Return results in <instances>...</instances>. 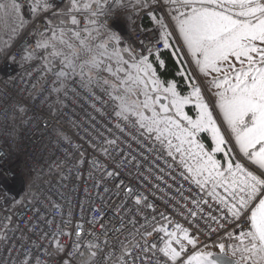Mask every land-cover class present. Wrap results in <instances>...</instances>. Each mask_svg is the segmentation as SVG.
<instances>
[{
    "label": "built area",
    "instance_id": "2783aa9c",
    "mask_svg": "<svg viewBox=\"0 0 264 264\" xmlns=\"http://www.w3.org/2000/svg\"><path fill=\"white\" fill-rule=\"evenodd\" d=\"M65 1L45 9L46 0H13L25 29L8 51L0 45V264H149V258L150 264H193L194 253L229 231L242 245L259 199L243 219L233 216L225 185L202 191L139 123L119 112L107 83L65 80L46 70L40 57L25 60ZM125 1L104 0L100 9H75L72 16L80 29L89 21L98 29L118 28L119 46L134 58L161 50L159 31L142 27L141 17L157 12L169 21V12L183 8L172 0L128 8L127 28L126 12L118 8ZM19 100L30 107L23 118L12 115ZM39 177L22 203L26 180ZM133 223L151 235H129ZM227 247L237 253L232 242ZM172 249L180 251L175 259H169Z\"/></svg>",
    "mask_w": 264,
    "mask_h": 264
},
{
    "label": "snow or ice",
    "instance_id": "6c2138e0",
    "mask_svg": "<svg viewBox=\"0 0 264 264\" xmlns=\"http://www.w3.org/2000/svg\"><path fill=\"white\" fill-rule=\"evenodd\" d=\"M172 2L177 4L178 9H187V12L177 10L174 17L175 29L182 38L183 44L194 56L198 55L196 63L200 65V72L219 74L214 76L210 82L211 86L216 89V98L212 109L207 103L201 102L198 105V115L195 119L190 115L182 117V121L186 122L183 127L180 121L170 116H161L159 113H155V109H152L154 112L152 118H145L142 111H133L127 107H125V111H132L133 115L139 116L144 121L141 127L148 131H155L159 133V136L168 132L179 140L180 144L175 146V151L182 156L187 151L188 156L197 161V167H189V172H195L197 175L206 173V179L225 185V191L233 201L228 209L233 216L243 219L244 216H247L245 209H248L255 199H259V203L251 209V214L248 217L252 230L244 235L253 241V251L259 249L264 253V198H262L264 197V178H261L264 177V171H262L264 170V2L262 0H172ZM52 3L54 0H46L43 7L47 9ZM78 5L79 0H71V7L68 8L66 14L71 15L73 9H76ZM83 8L90 9L91 5L84 3ZM97 8H99L98 4ZM233 8H238L239 11L233 13ZM71 23L76 24L75 18H72ZM73 35L79 37V32L73 33ZM60 39L63 43V39ZM48 43L45 40L37 44V47H47ZM81 43L83 44V41ZM167 46L165 44V47ZM125 50L127 51V49ZM141 60L143 63L137 64L135 67L138 68V71H144L145 75H151L150 72L145 71L149 67L148 57L141 53ZM62 75H64L63 72L57 73L58 77ZM150 82L155 83L154 80ZM51 83L55 84V81ZM58 90V88H52V91ZM164 90L171 91L173 99L170 106L165 105L160 108V113L171 107L179 115L182 104L191 102L187 97L178 98L176 92L171 88ZM194 94L198 99H202L200 89H195ZM39 95L43 100L42 91ZM142 108H149L147 100ZM217 108L223 115L222 123H226L231 130V139L234 140L235 146L256 166V171L260 172L259 176L253 174L252 171H246L241 164L234 162L228 163L227 167L221 171L223 165L217 164L212 156L204 151V145L198 142L199 134L211 133L213 139L218 142V146L212 151H223L221 146L225 145L226 141L221 136L220 128L217 127L216 120L213 118V111ZM29 112L30 107L23 100L17 101L12 106L13 117L23 118ZM161 123L164 127H160ZM184 144H187L189 149H196V151L184 149ZM258 146L259 150L257 151ZM169 147H173L170 140ZM196 183L203 186L199 180ZM128 195L132 196L133 193L130 191ZM135 203L139 204L140 200L137 199ZM241 213H244V216ZM132 227L134 232L129 235L137 233L141 236L151 235L148 232V227L144 225L141 226L143 231L137 229L135 223L132 224ZM153 231L157 230L153 228ZM167 235L177 244L180 243L175 232H168ZM184 238L187 239L186 236ZM191 242L189 241V243ZM76 247L78 248L79 245L77 244ZM152 247L156 248V245L153 244ZM135 248L143 251V247L138 243ZM182 250L181 248L180 251ZM160 251L165 257H168L167 251L164 249H160ZM171 251L172 255L169 259H175L180 255V251L175 249ZM211 255V253L197 254L189 259L198 260L200 264H217L214 260L206 259ZM92 256H96V253L93 252ZM27 264H31V261H28Z\"/></svg>",
    "mask_w": 264,
    "mask_h": 264
},
{
    "label": "rangeland",
    "instance_id": "374dc122",
    "mask_svg": "<svg viewBox=\"0 0 264 264\" xmlns=\"http://www.w3.org/2000/svg\"><path fill=\"white\" fill-rule=\"evenodd\" d=\"M9 1H13V0H9ZM7 2V1H6ZM262 2H264V0H262ZM8 4L10 5V2H8ZM12 4V3H11ZM13 5V4H12ZM6 7L5 2L0 6V10H4ZM118 8L121 9L123 12H126V15H132L133 12L128 11V9H125L124 7H120V5H118ZM236 11H239L238 8H233V13H235ZM18 12V10H17ZM73 18V16L71 17ZM165 22V25L167 26L168 31L170 32L171 36L175 39V42L178 46V49L183 57V59L185 60L186 65L189 67V69L192 72V68L190 66V64L186 61L185 57L183 56L182 52H181V48L180 45L178 43V38L176 36L175 33V24L171 23V21H167L162 19ZM26 24V20H24L20 14L19 16L16 18V22L15 25L21 26L22 28L25 27ZM86 28V27H85ZM92 29H94V32ZM86 32L89 33H98V31L102 32L103 30L105 31L106 29H98L95 28L93 26V22L89 21L88 24V28L84 29ZM119 29L117 28L116 30L114 29L113 31L118 32ZM18 31V30H17ZM159 31V30H158ZM160 33V31H159ZM120 34V33H119ZM161 37L162 34L160 33ZM63 39V43L61 42V39ZM111 36H105L102 35L100 41H97L95 43L96 45V50L95 52L92 54L90 53V51L87 48V43L83 40V38L81 39V37H77L75 35H73V33L69 34L66 33L64 31H60L59 33H57V35H51L50 39H51V46L52 44H55L54 46H57L59 48L58 53H62V59H61V63L57 64V66L55 67V69L57 70V73L63 72L64 75L59 76L62 79H65V76H67L66 73V68L67 67H71L73 69H81L85 74H87L88 78L85 80H81L84 83H87L89 81L92 80H97L98 76L102 77V82L107 83L110 88H112L115 92V97H116V101L118 104V110L119 112L126 114L128 116L133 115L132 111H125V107L132 109L133 111H142L143 112V116L145 118H152L154 116V112L152 109H155V113H159L161 116H165V117H172L173 119L180 121L181 122V126L183 127L184 124L186 122L182 121V117L184 115H190L193 119H195L198 115V113L195 114H191V112L189 113L186 110V106L190 105V103L187 104H182L181 109H180V113L179 115H177V112L174 108L169 107L168 110H166L163 113H160V106L157 104V97L160 96V92L164 93L167 97V105L170 106L173 96H172V92L168 91L166 92L164 89L165 88H171L174 90V85L173 83L169 84L168 86H165L163 83H161L154 71L152 70V67L150 66V64H148V68L145 70L147 72H150L151 75H145L144 71H138V68L135 67V65L137 64H142L143 61L140 58H134L129 52H127L126 50L122 49L120 46H118L119 44L117 43L118 40L116 41V47L113 46V44L111 45V52H106V56L105 57H99V51L104 52V46L105 44H108L109 42H111ZM119 39V38H118ZM163 40V39H162ZM81 41H83V44L81 43ZM164 43V42H163ZM118 44V45H117ZM69 45H71V47H69ZM164 48V46H163ZM99 49V51L97 50ZM120 51H124L126 52L132 59H128V58H123L120 55ZM233 62L235 63V61L233 60ZM98 65V66H96ZM237 67H239V65L237 64ZM46 70H50V69H46ZM78 73L75 74H69L68 78L71 77H80L77 75ZM194 74V72H193ZM219 75V74H218ZM80 79V78H79ZM155 81L156 83V87L157 90L155 91L154 88H152L151 86V82L150 81ZM196 80V79H195ZM133 81H137L136 83H134ZM175 91V90H174ZM162 93V94H163ZM163 94V96H165ZM178 97V96H177ZM151 98V99H149ZM180 99L185 98L183 97H178ZM147 100L148 104H149V108H142V105L144 104V102ZM138 117V121L139 123H142L144 121H142L140 119L139 116ZM159 118V117H157ZM217 127L220 128V134L221 136L224 137L226 144L221 146L223 148V151L221 152H214L212 151L213 148L218 146V142L216 140L213 139L211 133H205L207 134V139L211 142V146H207L209 145L208 141L205 137V135L203 133L199 134V140L198 142L200 144L204 145V151L209 153L213 160L220 165H223V167L221 168V171L224 170V168L227 167L228 163H239L241 164V166L244 168V163L242 161V159L239 157V155L237 154V152L235 151L234 147H233V142L232 139L230 137V135L228 136L227 134H225V128H226V124L224 125V123L222 122H217ZM160 127H164L163 123H161ZM228 128V126H227ZM156 137L158 138L159 133L155 132ZM158 140L163 141V143H165L167 149L170 150V152L177 156L182 164H185L184 167L186 168V170H188L189 167L192 168H196L197 167V161L194 159H191L188 156V152L185 151L183 156L181 154H178L175 151V146L180 144V141L177 140L174 136H171L168 132H165V134L163 136H159ZM169 140L171 141L173 147H169ZM184 149H189V146L187 144L183 145ZM190 151L195 152L196 149H189ZM230 150V151H229ZM245 169V168H244ZM246 170V169H245ZM235 171V169H234ZM193 173L194 176H198V178L194 177L195 180H199L200 182H209V184H211V186L213 185H219L221 183L217 182H213L212 180H208L206 179L207 174H201V175H197L195 172H191ZM227 175V173H226ZM223 240H219L216 242H213L205 247H203L202 249H200L199 251H197L196 253H194L191 257H195L197 256V254H206V253H211V256L206 257L207 260H212V256L217 253V251L219 250H224V244H222ZM229 252V251H228ZM251 255H249L247 249L245 247L242 248V253L238 256L240 258V261L243 262L245 261L247 258H249ZM252 257V256H251ZM255 261V260H254ZM190 262H192L193 264H200V262L198 260H194L191 259Z\"/></svg>",
    "mask_w": 264,
    "mask_h": 264
},
{
    "label": "trees",
    "instance_id": "16d2710c",
    "mask_svg": "<svg viewBox=\"0 0 264 264\" xmlns=\"http://www.w3.org/2000/svg\"><path fill=\"white\" fill-rule=\"evenodd\" d=\"M1 1V0H0ZM7 1V2H6ZM5 2V9L0 10V45L2 46L4 51H8L11 45L14 43V41L17 39V37L21 34L22 31H24V28L21 26L15 25L16 18L19 16L18 12L16 11V8L13 4L12 1L6 0ZM104 0H85L84 3H89L91 5L90 11L93 10H98L101 8V2ZM152 0H128L120 4V7H124L125 9L132 8V9H139L147 4H149ZM10 2V5L8 4ZM12 3V4H11ZM84 3H79L78 7L76 9H85L83 8ZM147 3V4H146ZM97 4L99 5V8H97ZM71 7V0H66L58 9V11L53 14L49 19V30L37 37V44L42 43L43 41L47 40L48 46L47 47H37L35 48V51L33 55L31 56H26L25 60H30L32 57H40L42 59V66L45 69H50V71L54 70L57 64L61 63L62 53H58L59 48L57 46H54L55 44H51V35H57L60 31H64L66 33H76L79 32V37L88 44L87 48L90 51V53H94L96 50V45L95 43L97 41H100L102 35L105 36H111V42L108 44H113L114 47H116V41L120 40V34L118 32H114L112 29H106L105 31L103 30L102 32L98 31V33H89L86 32L84 29H80L76 26V24H72V13L71 15H67V10L68 8ZM75 9H73L74 11ZM182 12H187V9L183 8ZM176 15H173L171 12L168 13V17L173 24L175 22V17ZM162 18L159 13L153 12V13H148L144 14L141 17L140 24L144 28H150V27H155L157 30L160 31L162 34V39L164 42V48L157 52H153L148 56V64L152 67V70L154 71L157 79L163 83L164 85H167L169 83H173L175 92L179 96H186L189 94L190 90L194 87L195 85V79L193 74L191 73L189 67L186 65L185 60L183 59L178 46L175 42V39L171 36L170 32L167 29V26L165 25V22L162 20ZM132 23L131 17L129 15H126L124 19V25L129 28ZM86 29V28H85ZM18 30V31H17ZM94 31V30H93ZM176 33V30H174ZM96 32V31H94ZM119 38V39H118ZM108 44H105L104 46V52L101 53L99 49L98 56L99 57H105L107 54L106 52H111V47H108ZM117 44V45H118ZM165 44L168 46L165 47ZM119 46V45H118ZM128 52V51H127ZM58 53V54H57ZM120 55L123 58H128L132 59L126 52L120 51ZM30 57V58H28ZM66 73L67 76H65V80L68 79L69 74H75L78 73L77 75L80 76V80H85L87 79L88 75L85 74L81 69H73L71 67L66 68ZM70 76V75H69ZM105 83V82H103ZM113 93L115 94L114 90L112 89ZM116 95V94H115ZM191 105L186 106V110L190 113H192L191 110ZM195 113V112H194ZM132 118L135 122L139 123L138 117L136 115H131L129 116ZM144 123V122H142ZM142 123H139L140 126ZM144 133H146L152 140L156 141L158 145L162 148V150L176 163H178L185 175L194 181L196 183L197 180L194 179V177L198 178V176H194L193 173L189 172L186 170L184 167L185 164H182L180 159L173 155L169 149H167L165 143L163 141L158 140L156 137L155 131H148L146 128L141 127ZM205 135L204 138L207 139V134L203 133ZM209 145L208 147L211 146V142L207 139ZM171 153V155H169ZM241 159L243 160L244 158L241 156ZM246 159V158H245ZM244 159V160H245ZM247 161V160H245ZM246 169V168H245ZM256 170V169H254ZM258 174L260 172L256 171ZM43 180V177L39 178H33V179H27L25 182V193L23 194L22 197V203L27 202L29 200V196L32 193L33 189L35 188L36 184L38 181ZM203 186H199L202 191H207L210 187L211 184L209 182H200ZM225 240L229 241L230 239L233 241L235 238H233L232 232H227L222 236L220 240ZM230 240V241H231ZM225 249V248H224ZM226 250V249H225ZM242 264H252L251 260L248 259Z\"/></svg>",
    "mask_w": 264,
    "mask_h": 264
},
{
    "label": "crops",
    "instance_id": "0c3cea01",
    "mask_svg": "<svg viewBox=\"0 0 264 264\" xmlns=\"http://www.w3.org/2000/svg\"><path fill=\"white\" fill-rule=\"evenodd\" d=\"M13 2V1H12ZM13 5L15 6L16 8V11H17V6L15 5V3L13 2ZM18 15H19V12H18ZM174 24H176V21L174 22ZM25 29V27H23ZM176 30V29H175ZM176 36L178 38V43L180 45V50L183 54V56L185 57L186 61L190 64L191 68H192V74L194 76V79L195 80V85L194 87L190 90L189 94H187L186 96L184 97H187L191 102H190V105L192 106L191 107V110H192V113L191 114H195V113H198V105L203 102V103H207L209 105V108L212 109V106H213V102L215 100V92H216V89L213 88L210 84L211 80L213 79L214 76L218 75V73H212V72H207V73H201L200 72V65L196 63V60L198 58V55L197 56H194L191 51L183 44V40L182 38H180L179 36V33L178 31L176 30ZM191 71V70H190ZM171 84V83H169ZM169 84L165 85V86H168ZM200 89V97L202 99H198L197 96L194 94L195 92V89ZM207 89V90H206ZM175 90V88H174ZM163 93V92H162ZM160 92V94H162ZM164 94V93H163ZM162 94V95H163ZM165 95V94H164ZM177 95V94H176ZM166 96V95H165ZM178 97H182V96H179L177 95ZM188 105V106H190ZM195 112V113H194ZM213 118L215 120H217V122H222L223 121V115L222 113H220V110L217 108L213 111ZM226 123H224L225 125ZM227 125V124H226ZM225 134H227L228 136L230 135V137H232V133H231V130L229 128H225ZM232 142H233V147L235 149V151L237 152V154L239 155L240 157V154L241 156L247 160L245 161L244 159L242 160L243 163H244V168H246L247 171H252L253 174L259 176L260 173L258 174L256 172V166L252 164V162L248 159L247 156H245L244 154L240 153L239 152V149L235 146V143H234V140L232 139ZM259 150V146L257 147V151ZM241 158V157H240ZM264 171V170H262ZM261 178H264V177H261ZM264 198V197H262ZM259 203V202H258ZM257 203V204H258ZM255 208V207H254ZM244 237V242L243 244L241 245V243L238 241V240H233V241H226L223 239L222 244H224V247L225 249L224 250H219L217 251V253L221 252V251H226V253L234 258H236L237 260V263L236 264H242L243 262H245L246 260L250 259L251 260V263L252 264H264V253L260 252L259 249H257L256 251H253L252 250V243L253 241L247 237L246 235H243ZM228 242H232L236 247H237V250H234L236 251L237 253L234 254V252H232L228 247H227V243ZM258 243V242H257ZM239 245L241 247V253H242V248L245 247L249 253V255H251L249 258H247L245 261L241 262L240 261V258L238 257L240 255L239 253ZM229 251V252H228ZM255 260V261H254Z\"/></svg>",
    "mask_w": 264,
    "mask_h": 264
},
{
    "label": "water",
    "instance_id": "95a60500",
    "mask_svg": "<svg viewBox=\"0 0 264 264\" xmlns=\"http://www.w3.org/2000/svg\"><path fill=\"white\" fill-rule=\"evenodd\" d=\"M112 44H108V47H111ZM53 73H56L57 70L54 69L52 70ZM98 81H102V77L98 76L97 78ZM152 81V80H151ZM152 88H154V90H157L156 87V83H151ZM157 104L162 107L167 105V97L163 96L162 94L160 96L157 97ZM212 260L216 261L217 264H236L237 260L236 258L228 255L226 253V251H221L219 253H215L212 257Z\"/></svg>",
    "mask_w": 264,
    "mask_h": 264
},
{
    "label": "bare ground",
    "instance_id": "6f19581e",
    "mask_svg": "<svg viewBox=\"0 0 264 264\" xmlns=\"http://www.w3.org/2000/svg\"><path fill=\"white\" fill-rule=\"evenodd\" d=\"M147 4V3H146ZM170 20V19H169Z\"/></svg>",
    "mask_w": 264,
    "mask_h": 264
},
{
    "label": "flooded vegetation",
    "instance_id": "af4514ba",
    "mask_svg": "<svg viewBox=\"0 0 264 264\" xmlns=\"http://www.w3.org/2000/svg\"><path fill=\"white\" fill-rule=\"evenodd\" d=\"M156 91V90H155Z\"/></svg>",
    "mask_w": 264,
    "mask_h": 264
}]
</instances>
